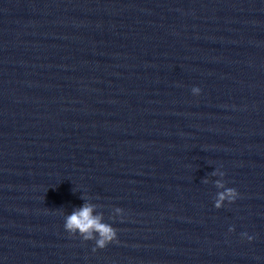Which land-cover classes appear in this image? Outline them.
I'll use <instances>...</instances> for the list:
<instances>
[{
	"label": "water",
	"instance_id": "water-1",
	"mask_svg": "<svg viewBox=\"0 0 264 264\" xmlns=\"http://www.w3.org/2000/svg\"><path fill=\"white\" fill-rule=\"evenodd\" d=\"M0 264H264V0H0Z\"/></svg>",
	"mask_w": 264,
	"mask_h": 264
},
{
	"label": "clouds",
	"instance_id": "clouds-1",
	"mask_svg": "<svg viewBox=\"0 0 264 264\" xmlns=\"http://www.w3.org/2000/svg\"><path fill=\"white\" fill-rule=\"evenodd\" d=\"M194 91L199 92V89H195ZM227 194L229 197L234 195V190L228 189ZM225 195L223 193L220 194V200H223ZM217 206H219V201L217 202ZM93 206L89 204H85L78 210H74L70 215L66 217L65 229L68 231H79L84 235V238L92 239V233L96 232L99 234V239H96V248H104L109 243L117 240L116 232L113 228L108 225L100 223L99 216H93ZM251 239V238H249ZM95 251V249H93Z\"/></svg>",
	"mask_w": 264,
	"mask_h": 264
}]
</instances>
